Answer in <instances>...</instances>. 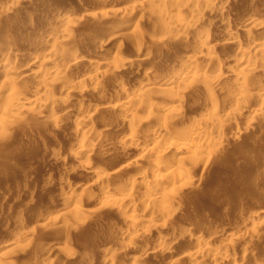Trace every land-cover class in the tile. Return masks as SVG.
I'll return each instance as SVG.
<instances>
[{"label": "bare ground", "instance_id": "bare-ground-1", "mask_svg": "<svg viewBox=\"0 0 264 264\" xmlns=\"http://www.w3.org/2000/svg\"><path fill=\"white\" fill-rule=\"evenodd\" d=\"M24 2H28V0H9V3L13 5V8ZM112 6L106 10L104 15L106 18H102L101 16L103 15L100 16L103 21L104 19L106 21V19L117 18L112 21H117V25H115V27L113 25L114 28L112 27V29L110 28L112 25L106 26L105 24L107 22L104 21L105 23H103L102 30H105L106 27H108L109 30L111 29L110 32L108 31L109 33H105L106 35L108 34L105 38L103 37L105 34L103 35V33L100 32V35L94 37L90 42L80 39L76 40L74 36L71 35V33L75 31L72 28V24L80 22L81 20L79 21L74 13L68 15L63 14L62 16L58 15L59 19H57L61 21L60 23L63 26L54 27L55 25L52 23V28L48 29L47 34L44 37L46 43H49L48 48L50 51H53L54 49L58 50V48L61 50V46L69 47H66L69 49L68 51L66 49V51H70L69 54L62 50V54L63 51L64 54L67 53V56L62 59V63L67 65L69 72L67 69L66 71L63 67L61 68V64L59 65L61 62H59L58 57L54 58L56 50H54V53L52 52L53 56L45 52L46 54H44L43 57L42 54L39 56L41 58H39L34 51H29L24 55L22 52V44L19 45L15 40L16 43L12 41L9 46L7 45V47H5L8 49L7 51L1 50L2 48L0 49V77L5 80L13 73L19 75L18 85L7 80L5 81L6 84L4 87H0V93L5 94L4 98L7 99L0 103V139L4 137L7 139V136L9 138L10 135L15 136L17 131L7 135V131L10 132L11 127L14 125V121H20L24 118L26 119L27 116H32L34 118L40 117L39 119H41L43 114H48L47 118H44H46L48 121L46 122L53 127L56 126L57 128L58 123L61 121H68L70 124H73V127H75L74 129H76L78 133V140L81 141V148L79 151L77 150L78 152H76L75 155L78 159H90V157L93 156L95 149L90 145L92 142L91 140H94L96 143L104 144V142L107 141L106 137H108L107 135L110 131H116L118 135L115 142L117 144L120 143L119 146L122 151L133 150L135 152V154L132 153L134 154L133 159L135 158V160H131L132 162L120 171L122 172L124 169L126 172L130 171L132 173L131 175L130 172H128L132 176V180L129 181L130 184L124 183L127 184V186L123 185L124 187H117L118 189H115L114 192H110L109 190L107 192L105 189H107L109 182L118 178V176H116L118 171L116 175H106L98 173L91 166L83 165V168L93 181L89 186H95L98 187L99 190L106 191L101 197L99 196L100 198H95L91 204L99 206L103 211L105 209V211L108 212L107 209H109V211H113V214L116 213L121 219L120 224L112 223L113 225L111 226L112 230L121 237L118 241L122 244L121 246H125V248H129L133 251H141L142 254L144 252L146 256L140 254L141 257L143 256L144 258L149 254H154V252H156L155 254L160 253L166 255L170 258L171 262H169L171 264H264L263 251L261 254L259 252L253 253L254 251L250 249L251 252L249 250L251 242H249L250 238L251 240H264H261V238H264V218L262 217L264 210H261L258 213L260 220L249 222L247 220V222L244 221L243 224L240 225L241 228L238 233H241L240 231H246L245 234H248L247 236L242 235L244 234L242 233L233 237V234L232 238L229 236H227L228 238L225 237L223 242L220 241L221 239L219 240L220 236L218 237V235H224L228 223L227 225L224 224L222 227L220 226L221 228L218 227L219 229H217L219 231L216 232L215 235H210L211 237L208 236L209 238L207 239L201 237L202 235H196V237L191 238L186 249L182 251L180 250L179 252H173L174 250L172 248L177 241V237H174V234L176 233L171 235L166 234L169 227V219L171 216L173 217V211L177 209L180 210V202L182 201V196L180 199V193L185 190H193L192 187L196 184L195 181H193V175L198 169H210L211 161L216 155H218V150L221 147H224V132L226 129L224 126L232 123L235 124L238 114H236V111L240 110L244 112L243 110H245L246 112L248 107L245 97L251 98L253 91H255L256 95H253L255 96V100H253V98L252 100L257 101L259 104L257 109L249 112L250 116L252 119H257L259 117L264 118V38H257V36L264 31V24L258 22L254 23L253 21V23L244 22L232 24L233 22H229L226 18L230 5L228 6V3L223 0H141L136 3V5L132 4V6L128 7L126 10L123 9V12L116 7V9H114ZM136 9L139 11L144 9L152 10V12L157 15H154L155 18L154 16L152 18V20L154 19V21L158 23V25L155 23L156 29H158L157 26L159 25L164 27V30H162L164 32L163 37L171 43L189 44L192 46L189 51H193L194 53L192 54V52H190V55L192 54L191 56L189 55V57L179 59L176 58L177 56L173 57L171 55L172 53L170 54V51L168 52V50L162 52L159 51L158 53L156 51L157 55L159 54L158 57L160 58V63L167 68L169 66L168 74L159 73L160 71L156 70L155 66H153L154 68L149 66L151 65L149 61H151V56L154 53L149 50L153 48L149 49L148 52L146 51L147 53L145 52L142 55V52L140 53L139 60H137V58V62L136 60L133 62L138 63L139 67L135 68L132 63L133 67L129 66L131 64L127 61V64H122L121 60H118L119 64L115 61V64L112 63L111 65L109 63V65L107 64L108 62L106 63V61L99 60L98 55H100L101 51L107 49L108 44H113L117 40L120 41L124 38H129L132 39L137 46L144 45V40L142 38L144 35L142 36V34H139L140 25H138V21L136 22L133 13L134 10L137 11ZM9 12H5L4 15L9 14ZM204 14H208L215 19L208 23L205 31L202 32L200 37L195 39L192 38L194 40L190 42L189 39L196 30L197 24L200 23V19L202 20V15L205 16ZM217 21H224L225 24L222 23L223 27H221V23L218 22L220 23V26H218ZM97 22L100 24L101 19H98ZM81 23H83V21H81ZM98 24L96 25V28ZM77 25H79V23ZM219 34L223 35V38L218 41ZM38 35L39 33L37 32L34 39L38 38L39 40V37H37ZM156 38V43L158 44L163 40L165 41L163 38V40L158 37ZM243 38L247 40V44L244 43L245 46L242 47V44L240 45V40ZM4 44H9V42ZM84 44H89V46L93 48L87 55L83 54L84 57L86 56L85 59L84 57L78 56V52L80 51H78V49ZM228 45H230V47H238L236 56L223 55L224 57H222V50L227 48L225 46ZM142 47L144 48L146 45ZM162 47L164 46H161V48ZM137 50L139 51V49ZM141 50L143 51L142 48ZM251 50H253V54ZM255 54L258 55L255 56ZM117 58L118 57H116V59ZM17 63H20V65ZM35 63H39L40 70L32 73L29 72L30 68H32L31 66ZM156 63L158 64L159 62L156 61ZM144 64L148 65L150 68H147ZM82 66L84 68L86 67L85 69H87L88 72L82 74V77L78 78L79 80L74 81L75 83L72 80H65L66 75H69L67 73L74 72L72 70L70 72L71 68H74L73 70H75V68ZM165 66L161 68L167 69ZM126 71L139 75L142 78V81H138L140 83L136 84V86L129 91L123 89L124 87L118 82L120 87L123 88H119L118 86L119 89H116V92H114L115 89L114 91L112 90L114 94L111 97H109L111 94L109 96H104V94L100 93L102 92V88H105L103 87L104 78L110 77L111 75L116 76V74H118V78L119 73L123 72L124 74ZM78 72H80V70ZM129 74L130 73H128V76ZM158 74H161L160 77H158ZM120 76L123 77L122 75ZM249 78H252L253 80L255 79V81L257 80L260 85L258 87L255 85L256 88L254 90H250L252 88H248V90L247 88L245 89V81ZM109 80L111 79L109 78ZM111 82L112 86H114L113 80ZM29 84L33 87V93L31 92L32 95L25 97L23 95V87ZM106 84L104 83V85ZM108 85L109 86L107 87H110V83H108ZM247 85L246 87H248ZM157 86L159 89L156 90ZM106 88L103 90L104 92L107 91ZM85 90H92L95 94H99L98 97L96 96V103H89L87 106L83 107L80 102L75 100L76 98L74 99L73 93L78 91L80 94ZM249 90L251 92H249ZM225 91L227 93L225 95H228V92L233 94L234 102H231L230 100L228 101L229 104H235L234 108L236 107V111L233 114L221 116V111L225 108H221L220 105L223 103L220 104L218 102V94L221 95V93ZM221 100L223 99L221 98ZM58 105H61V107ZM103 106L108 110V115H106L108 120L104 121L98 129H94L95 127L88 129L89 127L87 128V125H89L91 121L93 122L94 115ZM75 107L78 109H75L76 113H73L72 109ZM118 114L124 116L121 122L119 121L120 123H116L115 120ZM239 115L240 114H238V116ZM155 116L162 117L163 123L159 124L158 121L154 120L156 121L155 123L158 122L157 124H159L154 125L152 120ZM87 143H89V145ZM110 145L108 146L106 144L108 148ZM107 147H104V149L108 151ZM105 150L103 151L104 153ZM110 150L112 151V149ZM110 150L108 152H110ZM123 158L124 157H122V159ZM121 164H118L119 167H121ZM62 173L66 175L67 171ZM129 174L127 176L130 177ZM127 176L126 178H128ZM185 192L187 193V191ZM69 197L70 198L65 202H62V204L55 205V208L52 211L47 212L41 217V219L45 223H52L56 221L54 218H57L59 223V219L64 217L70 218L69 220H71V222L75 221L73 223H81V220L85 223L84 217L91 214L90 212L92 211L87 210V208H84L81 205V194L72 193ZM139 201H142V203L144 201V203H147L148 205L146 210L144 208V213L142 215L133 214L135 206ZM90 202L88 203L90 204ZM95 205L92 206L95 207ZM94 211L96 212V210ZM95 214H97L96 216L98 218L99 213ZM89 216L93 218V215ZM89 216L87 217L89 218ZM236 217L241 220L244 217V214L237 213ZM41 219H39V221ZM62 222H64V220ZM188 229L183 227L180 232L184 235V233H188ZM132 230L134 232V234L132 233L133 235L131 234ZM151 232L155 235V240H153L154 243L156 242L155 251H153L151 247L147 248L145 246L148 242L147 244L144 243L147 239L149 240V238L146 237ZM192 234H190V236ZM153 235L149 237L152 238ZM183 235H178V237H180L179 239H181ZM145 238L146 240L144 241ZM151 240H149V242ZM218 240L221 242V246ZM18 249L16 251H18ZM71 251L72 250L69 252L73 253ZM40 252H38L37 260L34 262L30 260L32 264H48L50 261H48L47 253L46 256L43 252ZM69 252L67 253L70 254ZM127 252L128 251H126V253ZM113 253L111 252V254H103L102 256H99L96 260L97 264H115L116 257L117 259L118 257L123 259V256H118L122 255L120 254L121 252H117L119 253L118 255H115L117 254L116 252L115 254ZM126 253L124 254L126 255ZM127 254H130V252ZM69 256L70 255L67 256V259L70 258ZM136 256H134V259L131 257V260L133 261L130 262H134V264H142L143 259L139 258L140 256L138 257V254ZM126 257L127 259L129 258V256ZM63 258L66 259L64 255ZM67 259L66 262L68 263ZM71 259H73V257H71ZM15 260L14 255L6 256V254H4V256H0V264H17ZM16 261L18 262V260ZM51 262L52 260L49 263L51 264Z\"/></svg>", "mask_w": 264, "mask_h": 264}, {"label": "rangeland", "instance_id": "rangeland-1", "mask_svg": "<svg viewBox=\"0 0 264 264\" xmlns=\"http://www.w3.org/2000/svg\"><path fill=\"white\" fill-rule=\"evenodd\" d=\"M140 1L139 0H28V2L20 3L19 4L20 6L17 5L14 6L13 8V5L9 3V0H0V49L2 48L1 50L7 51L8 49L5 47H7V45L9 46L10 42L16 41L19 45L22 44L21 45L23 47L22 52L24 55L25 53L27 54L29 51H34L38 57L41 56V54L43 57L44 54L46 53L53 56V53L55 52L54 50L56 49L50 51V49L48 48L49 43L48 44L46 43L44 36L47 34L48 29L52 28L53 25H55L54 27L63 26L60 23L61 21L58 20L59 19L58 15L62 16L63 14L68 15L70 13H74L76 15V18L79 21L80 20L83 21V23H81L80 21L75 24H72V28L75 31H73L71 35L74 36L76 40L80 39L83 41L86 40L90 42L94 37L99 36L100 32L103 33V35L106 32L109 33L113 25L114 27L115 25H117V21L112 22L117 18H113L109 20L106 19V21L104 19V21L107 22L105 24L106 26L108 25L109 26L112 25V26L110 27L111 29L109 30L108 27L105 28L104 25L105 30H102L103 23H105L102 18L105 17L104 16L105 12L110 6L113 5L112 7H114V9L117 8L121 12H123L128 7L132 6V4L136 5V3ZM223 1L227 2L228 6L230 5L229 12L226 18L228 19L229 22L231 23L233 22L232 24L244 23V22L245 23L258 22L264 24V0H223ZM5 12H9V14L4 15ZM133 13L136 22L138 21L139 22L138 25H140L139 34H142V36L144 35L143 37L141 36L144 40L143 42L144 45L142 46L146 45V47L143 48L142 46L139 45L137 46V44L132 39L124 38L123 40L115 41V43H113L114 45L112 43L110 44L106 43L108 44L107 49H103L104 51H101L100 55H98L99 60L104 62L106 61V63L108 62L107 64L110 63L111 65L112 63L115 64V61L117 62V64H119L118 60H121L122 64H127L126 63L127 61L130 64L132 63L135 68V67H139L138 63L136 62L140 58V53L142 52L141 53L142 55L146 51L148 52L149 49L153 48L154 50L153 49L149 50L154 52L153 53L154 56L152 55L153 57L151 56L152 59H150L151 61H149V63H151V65L149 66L150 67L155 66V69L160 71L159 73L168 74L169 66L167 68L165 65H162L160 63V58L158 57L159 54L157 55L159 51L162 52L168 50V52L170 51L169 52L170 54L172 53L171 55L173 57L177 56L176 58L179 59L189 57L190 52H192V54L194 53L193 51H189L192 48V46H190L189 44L186 43L187 44L186 45L185 43H177V44L174 42L171 43L163 37L164 32L162 30H164V27L159 25L157 26L158 29H156L155 25L156 24L158 25V23H156L154 19L152 20L153 16L155 15L152 12V10H148V9H144L142 11L134 10ZM204 15L205 16L202 15L203 17L202 20L200 19L199 21L200 23L197 24L196 30L194 31L192 37H190L191 39V40L189 39L190 42H192L195 38L200 37L202 32L205 31V28L208 25V23L215 19L214 17L212 18V16L208 14H204ZM98 19H101L100 24H98L99 22H97ZM218 22L220 21H217V25L220 26L221 23V27H223L222 23L225 24L224 21L223 22L221 21L220 23ZM78 23L79 25H77ZM96 23L98 24L97 28H96L97 25ZM37 32L40 35L37 36L39 37V40L38 38L34 39L35 36L37 35ZM107 35L105 34L103 37L105 38ZM156 37H158L159 39L163 38L165 39V41L162 39L163 41L161 43L159 42L158 44L156 43V39H157ZM222 38L223 35L219 34L217 40L219 41ZM257 38H264V31L260 33L257 36ZM7 42H9V44H4ZM132 42H134L136 45ZM244 43L247 44V40L243 38L240 40V45L242 44L241 46L243 47L245 46ZM87 45L84 44L82 45V47H79L78 51L80 50L81 52L80 51L78 52V56L84 57L83 54L87 55L88 52H90L93 49L92 47L89 46V44ZM3 46L5 49L3 48ZM161 46L164 47L161 48ZM61 47H60L61 50L58 48L59 52L58 50H56L55 54L57 55L54 54V58L58 57L59 62H61L59 63V65L61 64L60 65L61 68L63 67V69L65 70L67 69L69 72L67 65L66 64L64 65L62 63V59L65 56H67V53L69 54L70 52V51L67 52L69 50L67 48L69 47L68 46H66L67 48L65 46H61ZM138 47H141L143 51L141 50V48ZM225 47L227 48H224L222 50L223 51L221 53L222 57L226 55L236 56L237 54L236 51L238 50V47H232V46L230 47V45ZM137 49H139V51ZM62 50L66 51L67 53L65 52L66 54H64L63 51L62 54ZM251 51L253 54V50ZM59 53L61 57L59 56ZM135 53H139V54H135ZM115 54L118 56H116ZM257 55L255 54V56ZM116 57L118 58L116 59ZM135 60L136 62L133 63ZM156 61H158L160 64L159 63L157 64ZM17 64L20 65V63ZM132 64L131 65L128 64V65L133 67ZM144 66L150 68L146 64H144ZM164 66L168 70L162 69ZM31 67L32 68H30L29 71L31 73L40 70L39 63H35ZM78 68L80 72H78L79 71ZM78 68H75V70H73L74 68H71L70 72L71 70L74 72L67 73L69 75L68 76L66 75L65 80L66 81L72 80L73 82L77 81L79 80L78 78L82 77V74L84 73L86 74V72H88L87 69H85L86 67L84 68L82 66ZM127 72L130 73L129 76ZM117 75L118 74H116V76L111 75L110 77H106L107 80L106 78H104L103 87L106 88L107 86H109L108 83H110V87L106 88V90L109 91L108 92L105 91L106 92L105 93L103 91L105 90V88H102V92L100 93L104 94V96L105 95L109 96L111 94L109 96L111 97L114 94V92H116V89L124 87L123 89L129 91L130 89L132 90L136 86V84L140 83L138 81H142V78L139 75H136L129 71L124 72V74L123 72L119 73L118 78ZM120 75H122L123 77H121ZM160 75L161 74H158V77H160ZM109 78L111 80H109ZM7 80H10L12 81L13 84L18 85L19 75L13 73L9 75L5 80L4 78L0 77V87L1 86L4 87V85L6 84L5 81ZM112 80L114 86H112L111 84ZM248 81L250 84L248 83ZM118 82H120L119 84L123 87H120ZM104 83L107 84L104 85ZM245 84L246 85L248 84L247 85L248 87H246L245 85V89L247 88V90L248 88H252L250 90H254L256 86L258 87L260 85L257 80L255 81V79L253 80L252 78L247 79L245 81ZM27 86L30 88V90ZM31 86L32 85L29 84L23 87V91H24L23 95L25 97H29L30 95H32L33 87ZM157 89H159L158 86L156 87V90ZM110 90L111 92L113 91L114 92L111 93ZM250 90L249 92H251ZM84 92H83L84 94L80 93L81 95L79 94L78 91H75V93H73L74 99L76 98L75 100L77 102H80L83 105V107L87 106L89 103L97 102V97L99 93L95 94L94 91L92 90L91 91L85 90ZM225 94H227L226 91L221 93V95L218 94V102L220 104L223 103L222 105H220L221 108H225L224 110L221 111L222 114V115L220 114L221 116H225L227 114H233L236 111L235 110L236 107L234 108L235 104L234 103L229 104L228 101L230 100L231 102H234L233 94L230 92H228V95ZM251 95H252L251 98L245 97V99L247 100V107L248 109L249 108L250 109L249 110L247 109L248 111L246 110V112L245 110H243L244 112H242L237 109L238 111H236V114L238 113L240 115L238 116L237 114V120L235 124L232 123L227 126H224L227 129V130L225 129L224 132L225 133L224 134L225 142L223 145L224 147H221L219 149L220 151L218 150L217 152L218 155H216L214 159L211 161L210 169L209 168L206 170H204L203 168L198 169L193 175V181H195L196 183V184L194 183L195 186L192 187L193 190L192 189L185 190L187 191V193L185 191H184L185 193L184 192L180 193V199L182 196L181 199L182 201L180 200L181 201L180 202L181 207H179L180 210L177 209L179 210L178 212H176L177 210L173 211L172 214L173 217L171 216V218L169 219V227H168V231H166L167 232L166 234L168 235L176 233L174 234V237H177V241L172 247L174 250V251L172 250L173 252H179L180 250L181 251L185 250L191 238L196 237V235L197 236L202 235L201 237L205 239L211 237L212 235H215V233L219 231L218 227L220 226L222 227L224 224L227 225V223L228 226L226 228V231L224 232V235L223 234L218 235V237L220 236L219 240L221 239L220 240L221 242L225 240V237L228 238L227 236L232 238L233 234H234L233 237H235V235L242 233H244L242 235L247 236L248 234H245L246 231H240L241 233H238V231L241 228L240 225H242L244 221L247 222V220L248 222L260 220L259 219L260 216H258V213L261 210H264V129H263L264 118H260V117L257 119L251 118L249 112L257 109L259 104L257 101H253L255 100L254 98L255 96H253L256 95L255 91H253ZM4 97L5 94L0 93V103L7 100ZM221 98L223 100H221ZM58 106L61 107V105ZM104 107L105 106L101 107V109L94 115L95 116L93 117L94 120L92 119L94 123L91 121L92 124L90 122L89 125H87V128L89 127L88 129H92L94 127H95L94 129H98L100 128V126L103 124L104 121L108 120V117L106 116L108 115V110H106V108ZM75 109L77 110L78 108L75 107L74 109H72L73 113H76ZM47 116L48 114H43V117H41V119H39L40 117L34 118L32 116L31 117L27 116L26 119L24 118L20 121H14L13 122L14 125L11 127L10 132L7 131V135L17 131L15 133V136L10 135L9 138L7 136V139L6 137L0 139V223H1L0 224V256L2 257L4 256V254H6V256L14 255V260L16 258H17L16 260H18V262L15 260L17 264L20 263L32 264L31 261L34 262L35 260H37L38 252L42 251L44 255H46L47 253L48 256L47 255L46 256L48 257V261L52 260L51 264H97L96 260L99 258V256H102L103 254H111V252L113 253L115 251L116 253L121 252L120 254L122 255H118L119 253L115 254V252L113 254L118 256H123L124 259L123 260L121 257H118L117 259L116 257L115 264H119L120 262H121L120 264H127V262L128 264H132V263L134 264V262H130V261H133L131 259L132 258L134 259L135 258L134 256H136L137 254L138 257L140 256L139 258L143 259L144 264H171L170 258H168L166 255L157 253L159 255L158 256L157 254H155L156 252H154V254L153 253L149 254L147 255V257L144 258L143 256L141 257L140 255L142 254L141 251H139L140 252L139 253L137 252L138 250L133 251L129 248H125V246H121L122 244L118 242L121 237L118 234H116L111 227L114 223L120 224L121 219L119 218V216L116 215V213L113 214V211H109V209H107L108 212L105 211V209L103 211L99 206L95 204H91L92 201L95 200V198L97 199L100 198L101 195L104 194V192L106 191L108 192V190L110 192H114L115 189H118L123 185L127 186V184H130L129 181L132 180L131 179L132 173L128 171L130 172L131 174L130 175L124 169L122 170V172L120 171L126 165H128L133 160H135V158L133 159V155L135 154V152L133 150H123L124 151L123 152L121 147L119 146L120 143L117 144L115 142V140H117L116 137L118 133L116 131L113 132L110 131V133L107 135L108 137H106L107 140L105 141L106 143L105 142L104 144L102 143L104 146L101 143L97 142L100 145L99 146L96 142H94V140H91L92 142L90 141L93 145L89 142L90 145L96 149V150L94 149L93 156L90 157V159L88 158L78 159L75 154L81 148L80 147L81 141L78 140L79 139L77 137L78 133L76 129H74L75 127H73V124L72 123L70 124L68 121L67 122L61 121L60 123H58L56 128V126L53 127L52 125L47 123L48 122L46 119ZM123 118L124 116L118 114L115 118L116 123H120ZM154 120L158 121L159 124L163 123V119L160 116L158 117L155 116V118L152 120V122L155 125L158 122L155 123L156 121ZM111 142L114 143L112 144ZM89 143L87 144L89 145ZM106 144L108 146L112 144L109 147L110 149H112V151L106 146ZM104 147H107L108 151L110 150V152L105 150ZM99 148H101L102 150ZM97 150L100 152H98ZM104 150L105 153L103 152ZM117 152L120 153L121 155L118 154ZM122 157L124 158L122 159ZM126 157L127 159L130 160H127ZM121 163L122 164L125 163V164L122 165ZM118 164L119 165L121 164V167H119ZM83 165L93 167L100 174L116 175L118 171V174L116 175L118 176V178L116 179L118 181L116 180L110 181L109 184L107 185V189H105L106 191L99 190V188L95 186L94 187L89 186L92 184L93 181L86 174ZM64 171L65 172L67 171L66 175L62 173ZM128 174L130 175V177L127 176ZM125 175L128 178H126ZM72 193L81 194V200H82L81 205L84 208H87V210H90L92 212L96 210V212L95 211L94 212L99 213L98 218L96 216L97 214H95L94 212L93 213L90 212L91 214L89 215L91 216L93 215V218L87 215L89 216V218L87 216L84 217L85 223L82 220L80 221L81 223L78 222L73 223L75 221L71 222V220H69L70 218H64V217L59 219L60 220L59 223H58V219L54 218V220H56L57 222L56 221L52 222L53 224L45 223L41 219V217H43L47 212L52 211L55 208L54 207L55 205L56 206L60 205L62 204V202H65L68 198H70L69 196H71ZM88 202H90V204ZM92 205L93 206L95 205V207H93ZM144 208L145 210L148 208L147 203H144V201L143 203L142 201H139L138 204H136L135 206L133 214L142 215L144 213ZM237 213H243L245 218L243 217L241 220L238 219L236 217ZM247 215L250 217H248ZM262 217L264 218V213ZM39 219H41L42 221L41 220L39 221ZM63 220L64 222H62ZM183 227H186V229L189 228L188 233H184V235L182 232H180ZM132 233L134 234L133 230L131 231V234ZM177 233L178 235H183L181 237L182 240L179 239L180 237H178ZM153 234L154 233L151 232L146 237L149 238V240L151 239L152 240L149 242V240L148 239L146 240L145 238L144 241L146 240V242L144 243L147 244L148 242V244L145 246L147 248L151 247V249L155 251L156 242L154 243L153 241L155 240L154 238L155 235ZM190 234L192 235L190 236ZM151 235H153L152 238L149 237ZM262 239L264 238H261V240ZM262 241L264 242V240ZM262 241H260L259 239L251 240L250 238L249 250L251 249L252 251H254L253 253H258V252L261 253L263 251L262 253L264 254V243ZM221 242H220V246H221ZM261 243H263L262 244L263 246L260 245ZM16 248L17 249L19 248L18 251H16L17 250ZM70 250H72L71 252H73L74 254L70 253L69 252ZM126 251H128L127 253L130 252V254H127ZM250 251L249 253L251 254L252 251L251 252ZM67 252H69L70 254H68ZM122 252L126 253V255ZM123 254L125 255V257ZM63 255L64 257H66V259L67 256L70 255L69 256L70 258L67 259L68 263L66 262V259L63 258ZM142 255H145V253L143 252ZM126 256H129V258L127 259ZM71 257H73V259H71ZM49 262L48 264H50Z\"/></svg>", "mask_w": 264, "mask_h": 264}]
</instances>
